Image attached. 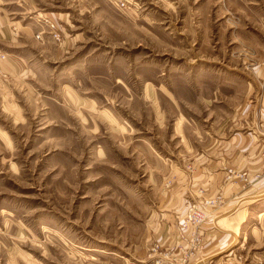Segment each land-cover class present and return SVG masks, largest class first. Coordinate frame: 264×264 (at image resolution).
<instances>
[{
	"label": "rangeland",
	"instance_id": "1",
	"mask_svg": "<svg viewBox=\"0 0 264 264\" xmlns=\"http://www.w3.org/2000/svg\"><path fill=\"white\" fill-rule=\"evenodd\" d=\"M0 264H264V0H0Z\"/></svg>",
	"mask_w": 264,
	"mask_h": 264
},
{
	"label": "built area",
	"instance_id": "2",
	"mask_svg": "<svg viewBox=\"0 0 264 264\" xmlns=\"http://www.w3.org/2000/svg\"><path fill=\"white\" fill-rule=\"evenodd\" d=\"M49 24V27H51V29H55L56 28V26H55V24L54 23H48ZM44 31H42V32H40V33H38V35H37V38H39V39H43V37H44ZM52 35H53V37H55V38H57V39H59L60 37V34L59 33H57V32H54V31H52Z\"/></svg>",
	"mask_w": 264,
	"mask_h": 264
}]
</instances>
